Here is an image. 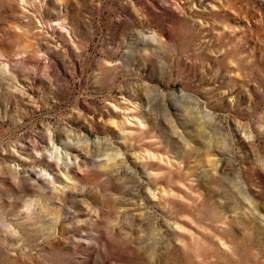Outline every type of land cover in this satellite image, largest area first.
Listing matches in <instances>:
<instances>
[{
  "label": "clouds",
  "instance_id": "clouds-1",
  "mask_svg": "<svg viewBox=\"0 0 264 264\" xmlns=\"http://www.w3.org/2000/svg\"><path fill=\"white\" fill-rule=\"evenodd\" d=\"M146 3L147 12L134 8L135 15L114 26L102 47H93L91 60L83 49L80 74L72 72L73 84L100 83L104 110L120 113L121 129L129 121L143 120L144 127L135 133L141 138L148 129L167 130L171 121L177 132L183 128L189 133L187 140L179 137L185 148L196 139L208 141L207 133L219 130L248 155L237 128L228 126L230 120H242L264 144V0ZM209 60L239 77L238 91L221 97L205 86L211 79L205 73ZM149 92L158 103L153 104ZM90 98L78 90L70 111L78 112L79 101ZM210 110L213 123L201 119ZM191 151H216L225 162L218 176L199 174L194 179L205 186L207 180L214 181L208 222L228 241L227 247L194 241L177 250L175 211L157 210L160 205L144 208L134 201L117 209L102 178L85 168L79 184L68 177L67 184H53L50 176L43 185L19 177L0 182V264H152L155 255L175 259L177 251L180 264H264V199L256 202L261 211L233 208L235 189L226 179L231 154L214 141ZM248 162L249 172H254L251 156ZM262 190L264 184L256 188L257 194Z\"/></svg>",
  "mask_w": 264,
  "mask_h": 264
},
{
  "label": "rangeland",
  "instance_id": "rangeland-1",
  "mask_svg": "<svg viewBox=\"0 0 264 264\" xmlns=\"http://www.w3.org/2000/svg\"><path fill=\"white\" fill-rule=\"evenodd\" d=\"M134 8L147 12L146 0H0V182L19 177L43 185L50 176L53 184H67L65 177L79 184L87 168L102 178L117 209L134 201L144 208L160 205L157 210L175 211L177 250L194 241L227 247L228 241L208 222L214 181L205 186L194 179L199 174L218 176L225 162L216 151L191 149L214 141L230 153L226 179L235 189L230 205L261 211L256 202L264 199V190L257 194L256 188L264 184V144L258 143L256 130L242 120L228 121L248 155L219 130L208 132V141L196 139L185 148L179 137L187 140L189 133L183 128L177 132L171 121L167 130L148 129L141 138L135 133L144 127L143 120L129 121L121 129L120 113L104 110L100 83L73 84L83 49L91 60L93 47H102L114 26L135 15ZM205 73L211 77L205 86L221 97L239 90V77L217 62L207 61ZM78 90L91 98L81 99L78 112H71ZM148 95L158 103L154 94ZM201 119L213 123L211 110ZM249 156L254 172H249ZM76 195L64 193L65 198ZM152 264H180L179 251L175 259L165 254L161 260L157 254Z\"/></svg>",
  "mask_w": 264,
  "mask_h": 264
}]
</instances>
